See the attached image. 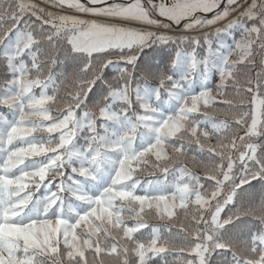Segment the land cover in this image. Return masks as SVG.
Instances as JSON below:
<instances>
[{"label": "snow or ice", "instance_id": "snow-or-ice-1", "mask_svg": "<svg viewBox=\"0 0 264 264\" xmlns=\"http://www.w3.org/2000/svg\"><path fill=\"white\" fill-rule=\"evenodd\" d=\"M45 2L59 11L0 0V106L12 113H0V264H210L216 252L218 264H264V0ZM68 60L71 73L55 71ZM186 122L214 166L207 187L184 165L167 179ZM149 155L164 179L137 194L133 162ZM186 177L209 209L191 232L124 221L128 200L173 219Z\"/></svg>", "mask_w": 264, "mask_h": 264}, {"label": "trees", "instance_id": "trees-1", "mask_svg": "<svg viewBox=\"0 0 264 264\" xmlns=\"http://www.w3.org/2000/svg\"><path fill=\"white\" fill-rule=\"evenodd\" d=\"M33 2L39 4L42 7L48 8L51 11H59V9L53 8L50 4L46 3L45 0H33ZM211 14H209L210 16ZM159 19V17H157ZM166 22V21H165ZM172 30L169 31L170 34H174V35H179L183 32V24L181 25H173L172 26ZM201 31H208V29H203ZM192 35H195L197 33H191ZM237 39L239 38V34L237 33ZM231 42V41H229ZM167 54H165L166 56ZM61 59L63 58V54H61ZM159 59V57H158ZM257 61H259V56L256 57ZM61 68L64 69V71L66 73H71L72 71V63L70 60L65 61L64 65H60L57 66V68L55 69L56 72H59L61 70ZM247 69H241V76L243 77V75L247 72ZM257 71V68H252L251 72L253 73V75L255 74V72ZM110 76L114 75V73H112L111 71H109L108 73ZM3 78V68L0 67V79ZM148 82L149 85L151 86H156L157 81L155 79H152L151 77L148 78ZM216 79L212 80V85L214 86L216 83ZM68 83V86L70 87V81L66 82ZM39 91V89H37V92ZM196 91H199V88H196ZM231 91V90H229ZM51 92V90H49V93ZM65 95V91L62 88L61 92L59 93L60 97H63ZM93 96H95V92H93L92 94ZM91 100L92 97L89 98V105L91 106ZM62 107V103L58 102L57 105H55L54 107ZM217 107H223L222 104L219 103V100L217 101ZM117 107H119V105H117ZM95 110V109H93ZM0 113L4 114L5 116H7L9 119L12 118V113L9 111V109H7L6 107H2L0 106ZM97 118H98V114H97ZM217 119H225L226 117H223L221 115H217L216 117ZM99 119V118H98ZM191 128V122H186V130L181 132L179 135L180 137L183 139L184 141V147L186 149L185 153L183 154H177L175 152H173L171 144L173 143H179V140L177 141H171L169 142L168 145V153L170 154V156L172 157L171 160L167 161L166 163L170 166H174L173 167V171L170 172L167 176V179L169 181H172L174 179V177L176 175H178V173L175 172V168L180 167L181 165L186 166L188 169L191 170V173L193 175H198L201 177V182L205 184V186H208V181H206L204 179V173L208 172V171H214V166H209L206 164L201 163V160H207V154L206 153H202V152H197L196 151V146L195 143L193 142V138L188 134L187 129ZM86 132H82L80 134V136L77 138V144H82L83 141V136L86 135ZM201 142L202 143H209V141L204 140L203 138H201ZM214 142V140H213ZM259 142V141H257ZM142 145L140 144L139 140L136 141V148L139 149L141 148ZM198 157V159H193V156ZM133 164L136 166V169L138 170H134L133 175H134V180L135 181H139V185L137 188V194H146V195H154L155 193L149 191L147 193L144 192L145 186L148 183L149 180L152 179H164V177L155 170L154 167V161L153 158L149 155V156H142L140 157L137 161H134ZM67 171H70V169H66ZM185 180L192 186V191L189 193V196L186 199V206L184 207H180L177 205V207L175 208V217L173 219H169L167 216H164L163 213H161V215H157L156 213V208L155 207H148V206H144L142 211H140V206L133 203L131 200H128L127 202H125L124 206H123V219L124 221H126L127 223L134 224L137 222H140L141 217L143 219V221H146L150 226H159L161 228V232L162 235L164 236H169L170 238L175 237L177 235L175 228H173V231L171 234H169L168 232H166L164 229L167 226H171V225H178V224H183V226L189 231L191 232L195 227V223H194V219H199L201 213H203V215L205 217L208 216L209 214V209L208 208H201L199 204L195 203V195H196V190H197V185H196V181L191 180L188 181V178L186 177ZM58 182V181H57ZM134 181L133 180H129L128 181V187H131L132 183ZM54 187V185H53ZM258 187V186H257ZM200 191H206V189H199ZM34 191H38L39 195H44L43 189L40 190H35ZM67 196V194H65ZM119 203V202H118ZM210 207L214 208L215 207V203L211 202L210 203ZM227 213H222V216H226ZM113 232L116 231V229H112ZM151 231V227H149L148 229H142L140 231V233L136 234L138 237H148ZM181 241L180 239H177V244H179ZM230 257V253L226 254ZM167 260H172L173 259V254H168L167 256L164 257ZM106 259V264H109V261L107 258ZM223 260V256L219 253H213L211 256V260H210V264H218V262ZM153 264H159V258H154L153 259Z\"/></svg>", "mask_w": 264, "mask_h": 264}, {"label": "rangeland", "instance_id": "rangeland-1", "mask_svg": "<svg viewBox=\"0 0 264 264\" xmlns=\"http://www.w3.org/2000/svg\"><path fill=\"white\" fill-rule=\"evenodd\" d=\"M169 31H171V32H172V30H169Z\"/></svg>", "mask_w": 264, "mask_h": 264}]
</instances>
